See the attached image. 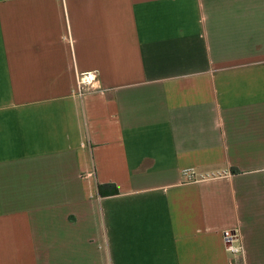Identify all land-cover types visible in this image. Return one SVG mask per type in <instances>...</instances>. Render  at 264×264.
Returning <instances> with one entry per match:
<instances>
[{
    "label": "crops",
    "instance_id": "crops-1",
    "mask_svg": "<svg viewBox=\"0 0 264 264\" xmlns=\"http://www.w3.org/2000/svg\"><path fill=\"white\" fill-rule=\"evenodd\" d=\"M0 264H264V0H0Z\"/></svg>",
    "mask_w": 264,
    "mask_h": 264
},
{
    "label": "built area",
    "instance_id": "built-area-1",
    "mask_svg": "<svg viewBox=\"0 0 264 264\" xmlns=\"http://www.w3.org/2000/svg\"><path fill=\"white\" fill-rule=\"evenodd\" d=\"M99 82V72L97 70L81 71L78 73L77 77V93L83 95L87 91L93 89H99L97 83ZM223 174V172H208V173H197L192 169H187L183 171V176L186 180H197L201 178H207L212 176H218ZM239 237L236 231H226L223 234V242L226 250L231 255L240 254L243 252V247L239 243Z\"/></svg>",
    "mask_w": 264,
    "mask_h": 264
}]
</instances>
